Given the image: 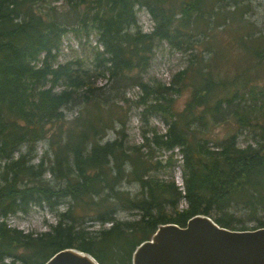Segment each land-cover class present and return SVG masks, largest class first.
<instances>
[{"label": "trees", "instance_id": "trees-1", "mask_svg": "<svg viewBox=\"0 0 264 264\" xmlns=\"http://www.w3.org/2000/svg\"><path fill=\"white\" fill-rule=\"evenodd\" d=\"M251 1L0 0V264H44L64 249L88 253L99 264H131L134 249L158 226L183 227L196 215L232 230L264 227L259 220L257 227L234 226L237 212L264 213V80L258 69L264 36L256 43L231 28L227 44L244 51L243 62L255 61L224 74L212 40L222 25L230 29L221 9H233L230 19L239 22ZM142 9L150 32L137 28ZM68 35L96 39L91 67L79 57L58 62ZM161 44L187 54V65L168 84L145 82L141 74ZM102 78L105 88L98 86ZM128 88L139 90L141 121L156 117L165 125L163 133L150 127L140 145H127L116 117ZM76 106L67 122L65 111ZM116 123L117 137L101 143ZM220 124L237 131L212 143L211 128ZM243 131L254 139L240 146ZM43 142L52 159L47 150L37 155ZM175 150L182 188L172 173L168 179L155 174L177 168ZM158 153H169L167 164ZM123 182L138 185L139 193L120 190ZM33 207L55 213L47 232L26 233L7 223ZM119 211L133 219H116Z\"/></svg>", "mask_w": 264, "mask_h": 264}, {"label": "rangeland", "instance_id": "rangeland-1", "mask_svg": "<svg viewBox=\"0 0 264 264\" xmlns=\"http://www.w3.org/2000/svg\"><path fill=\"white\" fill-rule=\"evenodd\" d=\"M65 11V8H59V12L62 13ZM223 13H226L228 22L230 25V29L227 26H221L215 32L213 41H216L217 46L219 48L218 57L215 59L216 64L220 66L221 73L225 72H234L236 71L240 65H245V63L253 62L254 59L245 60L243 62L242 59H245V53L243 50H237L233 46H229L227 41L231 37V28L237 29V31L241 34H247L251 38V41L258 42L257 38L259 35L264 36V0H253L251 4L248 6V9H245V14L239 22L232 21L230 19V14L233 9H221ZM237 16V15H233ZM152 22L145 10L137 11V28H139L142 32H150L152 30ZM136 30V27L133 28V31ZM89 42V43H88ZM86 43V41L82 40L79 42L77 39L73 38L71 35L64 37L62 46L59 53L58 62L65 63L67 61L75 60L76 58H82L86 61V64L89 65L91 60L93 59V53L91 47L97 45L96 39L90 37V40ZM101 49V48H100ZM214 58V56H213ZM188 55L180 52H175L171 50L166 44H161L154 52V57L152 59L150 67L146 70L145 73L141 74L143 81L152 83L154 81H159L165 84H168L172 77L185 68L187 65ZM243 62V63H241ZM255 68L253 65L252 68ZM218 68V67H217ZM219 69V68H218ZM259 71H261L260 77H263L259 80L261 83L264 80V64L258 66ZM107 84V80L102 78L98 81V86L105 88ZM139 90L137 88L126 90V98L128 102L124 105L121 104L116 110L117 116L119 117L121 122L123 123V129L126 135V143L128 146L132 145H140L142 143V135L150 128H156L157 131L163 133L165 131V125L162 121H160L156 117L149 118L148 123H144L140 119V109L136 108L135 99L138 95ZM186 94L183 95L179 101V106L183 105ZM78 112V108L72 107L65 111V116L67 122H71L73 118H75L76 113ZM120 128L119 124L116 123L115 126L111 129H107L106 134L100 139L101 143H105L107 141H112L117 137L116 130ZM236 127L231 124H220L211 128V137L212 143L220 142L222 139L228 138L233 133H236ZM254 136L252 133L248 131H243L242 134H238V140L240 146H245L249 143H252ZM210 144L209 146H211ZM214 147V146H213ZM47 150V156L49 155L50 159H52L51 151L48 149V146L45 142L40 143L37 147V155L42 156L44 151ZM167 156L169 153H158L157 158L163 161V164H167ZM48 157V158H49ZM177 161V168L171 172L170 169L166 166L162 168L159 172L155 173L159 178L168 179L170 173L174 176V180L176 185L183 187V179H182V171H181V156L178 153V150L174 151L173 158ZM38 158L34 161L36 163ZM120 190L128 191L131 195H135L139 193L138 185L134 183L123 182L120 186ZM186 204L184 201L181 202L180 208L185 207ZM59 211H63L65 209L64 205L58 207ZM236 217L240 219V221L234 220V226L239 228L241 226L251 228L257 227L259 225V221H264V213H259L256 217L247 216L248 214H244L241 212H237ZM116 219L118 220H130L133 219V214L126 211H119L116 215ZM259 220V221H258ZM57 222V217L54 212L49 211L46 207H33L27 214H16L14 216H10L7 219V223L14 228L20 229L26 233H42L47 232L51 226H54ZM106 227L109 225H105ZM99 226L96 225L91 230L98 229Z\"/></svg>", "mask_w": 264, "mask_h": 264}, {"label": "water", "instance_id": "water-1", "mask_svg": "<svg viewBox=\"0 0 264 264\" xmlns=\"http://www.w3.org/2000/svg\"><path fill=\"white\" fill-rule=\"evenodd\" d=\"M44 264H99L76 249L53 254ZM131 264H264V227L232 230L196 215L180 227L165 224L140 243Z\"/></svg>", "mask_w": 264, "mask_h": 264}]
</instances>
